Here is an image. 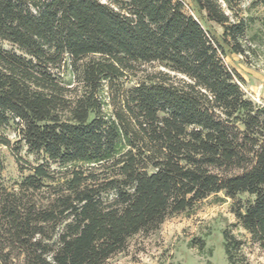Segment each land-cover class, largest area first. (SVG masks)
<instances>
[{"label": "trees", "instance_id": "trees-1", "mask_svg": "<svg viewBox=\"0 0 264 264\" xmlns=\"http://www.w3.org/2000/svg\"><path fill=\"white\" fill-rule=\"evenodd\" d=\"M189 2L0 0V130L44 157L0 184V264H106L220 193L264 250V106L224 60L264 47V0Z\"/></svg>", "mask_w": 264, "mask_h": 264}, {"label": "rangeland", "instance_id": "rangeland-1", "mask_svg": "<svg viewBox=\"0 0 264 264\" xmlns=\"http://www.w3.org/2000/svg\"><path fill=\"white\" fill-rule=\"evenodd\" d=\"M185 1L186 11L193 14L191 3ZM263 15L264 11L254 12V16ZM211 25L217 35L223 33L220 26ZM5 47L12 48L9 43H5ZM256 49V52L246 57L228 54L224 60L231 70L244 79L240 84L247 96L256 104L264 106V58L260 50L264 47ZM144 69L147 72L155 70L152 65H146ZM144 74L139 72L138 78H134L131 84H136ZM0 134L11 141L8 147L0 146V184L12 191L18 189L19 184L31 174L30 167L44 163V157L29 152L28 147L20 142L15 125L0 130ZM49 163L53 169L59 168V164ZM46 185L54 183L46 181ZM47 196L45 192L38 199ZM247 198L244 195L234 200L223 193L212 195L198 203L192 211L169 218L158 231L135 236L124 252L115 255L106 264H230L223 238V232L228 228L244 241L243 253L247 263L264 264V250L251 242L246 231L232 226L237 222L234 214L237 201Z\"/></svg>", "mask_w": 264, "mask_h": 264}]
</instances>
